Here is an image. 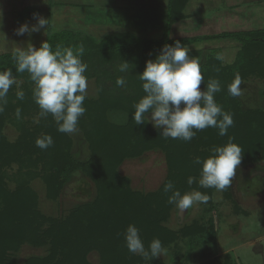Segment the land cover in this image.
<instances>
[{
    "label": "trees",
    "instance_id": "obj_1",
    "mask_svg": "<svg viewBox=\"0 0 264 264\" xmlns=\"http://www.w3.org/2000/svg\"><path fill=\"white\" fill-rule=\"evenodd\" d=\"M188 2L170 0L165 33L175 21L184 18ZM66 26L54 29L49 25L43 42L50 43L53 50L57 45L73 49L83 45L81 59L88 65L85 75L88 80L94 79L97 87L96 96L87 95L84 101L86 112L79 118L76 138L59 132L51 115L39 117L40 109L32 97L34 85L28 73L16 72L14 51L0 54V70L10 68L16 78L25 80L20 89L25 98L17 99L12 86L4 111L0 113V264H17L12 253L25 244L49 246L47 254L31 256L26 264H93L88 257L93 251L100 253L101 264H134V254L124 243L123 233L129 224L139 229L146 248L154 238L162 245L177 238L163 224L175 207L168 203L171 193L166 195L163 191L166 182L171 181L181 193L190 188L206 193L214 189L201 188L198 182L188 185L189 176L199 177L201 166L194 163L197 156L202 159L209 156L210 149L224 145L228 137H233V142L242 149V160L264 159V111L245 110L228 92V85L237 74L241 80L253 75L264 76V29L224 32L218 36L237 39L241 46L230 64L217 59L221 56L217 49L211 51L201 66L204 81L200 89L205 90L210 79L219 80L221 91L214 98L232 114L234 123L225 136L209 127L197 131L190 142H185L164 139L160 136L162 129L149 122L135 124L132 105L145 95L139 75L146 61L155 59L166 44L180 41L187 47L196 38H164L140 44L141 39L131 34L130 28L119 31L114 27L104 37L97 38ZM197 53L189 50L190 56ZM124 60L130 63L129 71L120 72L118 67ZM117 77L124 78L123 87L116 85ZM17 108L21 112L19 119ZM28 114L33 118L25 120ZM7 123L16 127L15 139L7 136ZM45 134L51 135L53 145L42 150L35 141ZM85 145L89 150L87 156ZM150 150L165 153L169 172L157 191L144 194L133 190L129 179L120 175L118 169L126 158L138 157ZM76 173L86 174L97 183V197L64 217L44 214L39 208V194L31 182L42 178L47 185V196L57 199L65 183ZM183 232L187 235L192 230Z\"/></svg>",
    "mask_w": 264,
    "mask_h": 264
},
{
    "label": "rangeland",
    "instance_id": "obj_2",
    "mask_svg": "<svg viewBox=\"0 0 264 264\" xmlns=\"http://www.w3.org/2000/svg\"><path fill=\"white\" fill-rule=\"evenodd\" d=\"M45 1L48 7L41 5L44 9L39 12L34 8H29L23 14L21 13V16L12 17L10 35L5 38L2 45L5 52L27 47L28 43L37 47L43 42L47 35V29L44 28L17 35V30L22 24L27 23L30 28L35 25L37 16L48 19L49 25L54 29L57 26L67 27L68 25V28L80 29L83 33L97 38L104 37L109 31L115 29L109 25V21L104 23L103 19L95 18V8L88 12L84 10L79 12L78 8L69 9L58 0ZM159 1L117 0L118 6L124 7L123 9H135L131 5H137V10L143 11V17L141 15L130 16V14V17L124 16L122 24H117V30L132 29L130 33L142 40L141 42L139 39L140 44L169 38L168 32L165 33L164 30L159 32L153 25H150L154 20V15H144V13L159 11V7L154 6V3H159ZM188 1L191 3L185 8L184 13L191 15L188 22L196 25L207 13L224 8L223 0H208L207 5L203 6L200 2L196 4V0ZM56 8L57 14L53 15L56 13ZM66 11L68 12L65 13ZM160 20L161 18L155 25L166 26ZM257 25L254 24V27L257 28L259 26ZM260 26L264 27V23ZM14 28L16 29L12 31ZM2 34L0 32V35ZM5 34L7 35L6 32ZM182 38L191 39L188 36ZM2 49L0 48V53H3ZM16 80L17 85H13V92L20 90L25 82L23 78H16ZM240 87L242 94L236 97L238 103L245 110L258 108L264 111V76H250L242 80ZM96 91L95 80H88L87 95L96 96ZM30 118L33 116L28 114L25 120ZM5 132L10 139H15L18 134L16 127L10 123H7ZM78 132L79 130L72 134L74 138ZM86 146L85 156L89 152ZM118 171L120 175L129 179L133 190L146 194L160 188L168 176L169 168L164 152L150 150L141 156L126 158ZM31 184L39 194L40 210L50 217H64L72 209L97 197V183L86 174L76 173L69 178L57 199L47 196V185L42 178L34 179ZM193 190L209 195L208 203L195 204L183 213L175 206L163 224L174 231L177 238L163 245L166 250L165 254H158L151 260H145L141 255L134 254V264H264V159L257 161L241 159L231 185L224 191L213 189L211 193H206L199 188H190L187 192ZM187 229L192 232L185 235L183 231ZM48 250V245L25 244L18 252L12 253V257L17 264H26L29 257L45 255ZM88 257L91 263L101 264L98 251H93Z\"/></svg>",
    "mask_w": 264,
    "mask_h": 264
},
{
    "label": "clouds",
    "instance_id": "obj_3",
    "mask_svg": "<svg viewBox=\"0 0 264 264\" xmlns=\"http://www.w3.org/2000/svg\"><path fill=\"white\" fill-rule=\"evenodd\" d=\"M48 26V19L37 16L35 25L30 28L27 23L22 24L17 35L42 28L46 30ZM84 51L83 45L75 49L57 45L53 50L50 43L44 41L39 47L28 43L27 47H19L13 53L16 72H27L34 85L32 97L40 109L39 117L51 115L61 133H76L79 118L86 112L84 101L88 79L85 73L88 65L81 59ZM217 59L223 58L218 55ZM200 64V60L190 56L188 47L180 41L164 45L155 59L146 61L139 75L145 95L132 105L135 124L151 122L155 128L162 129L160 136L164 139H180L185 142H190L197 131L209 127L218 129L220 136L227 135L234 121L232 114L217 104L214 98L221 91L220 82L210 79L202 91L200 85L204 76ZM118 71H129V63L124 60ZM241 83L237 74L228 85L231 96L242 94ZM13 85H17V80L12 69L0 70V113L4 111L9 89ZM116 85L123 87L124 78L117 77ZM16 97L23 100L25 94L18 90ZM20 114L17 108L18 119ZM233 141V137H228L227 143L210 149L209 156L203 159L197 156L194 163L201 166L199 177L189 176L188 185L198 182L201 188H214L217 191L227 189L241 163L242 149ZM35 143L38 148L46 150L53 145V139L51 135L45 134L38 137ZM163 191L166 195L171 193L168 195V203L175 205L182 213L195 204H207L210 199L209 195L197 190L181 193L171 181L164 184ZM123 235L128 251L141 255L145 260L166 252L158 238H154L146 248L134 224H129Z\"/></svg>",
    "mask_w": 264,
    "mask_h": 264
},
{
    "label": "crops",
    "instance_id": "obj_4",
    "mask_svg": "<svg viewBox=\"0 0 264 264\" xmlns=\"http://www.w3.org/2000/svg\"><path fill=\"white\" fill-rule=\"evenodd\" d=\"M59 1L69 9L78 8L79 12L82 10L88 12L90 9L95 8V18L109 21V25L115 28L117 27V24H122L124 16L130 17L131 15H141L143 17V11L139 9L137 10V5H131L135 9H123L124 7L118 6L117 0H58V2ZM206 1L208 0H196V4L200 2L202 6L207 5ZM169 2L170 0H160L159 3H154L156 8L159 7V11L155 9L156 11L154 12L144 13V15H154V20L150 25H153L155 30L159 32L160 30H165V25L160 27L158 24L155 25V23H158L159 18H161L160 22L166 24ZM46 3L47 1L45 0H0V32L3 33L0 35V48H3L2 45L4 44L5 38L10 35V23L13 21L12 17L15 18L19 14L29 10V8H34L39 12L44 9L41 5L48 7ZM190 3L191 2L189 1L187 6ZM263 3L264 0H223L224 8L222 10L218 11L217 9L207 13L201 22H197V25L188 22L190 21L189 18L191 15L186 13L184 18L175 21L171 26L170 32L168 31L169 39H181L186 36L196 38V40L187 47L190 51L199 52L197 53L198 55L191 56L200 60V66L205 64L208 55H210L211 51L215 49L220 52L224 63L230 64L235 59L241 43L237 39L230 37L221 38L218 36L224 32L264 29V27L260 26L264 23ZM57 8L55 9L56 13H53V15L57 14ZM67 12L68 11L65 13ZM79 12L77 11L78 14ZM126 13H128V15H125ZM254 24H258L259 26L257 25L258 27L255 28ZM15 29L16 28L12 29V31ZM2 51L5 53L3 49Z\"/></svg>",
    "mask_w": 264,
    "mask_h": 264
}]
</instances>
